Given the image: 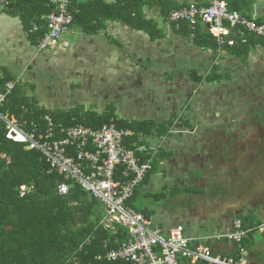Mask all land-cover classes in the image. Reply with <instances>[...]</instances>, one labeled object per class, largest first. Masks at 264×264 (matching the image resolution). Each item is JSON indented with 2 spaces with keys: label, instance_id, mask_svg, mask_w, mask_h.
I'll return each instance as SVG.
<instances>
[{
  "label": "rangeland",
  "instance_id": "rangeland-1",
  "mask_svg": "<svg viewBox=\"0 0 264 264\" xmlns=\"http://www.w3.org/2000/svg\"><path fill=\"white\" fill-rule=\"evenodd\" d=\"M150 14L159 19L158 13ZM126 31L109 35L124 47L111 45L107 58L106 49H97L92 39L78 31L66 35L75 43L64 50L54 47L39 52L18 45L19 51L12 50V57L21 56L22 63L6 61V50L0 48L4 58L0 65L6 64L4 68L12 74L22 73L17 82L24 85L26 95L46 108L83 106L101 113L114 103L118 114L131 120L148 117L163 121L179 115L190 121L194 128L178 130L172 137L162 138L163 144H155L157 152L163 147L173 155L157 163L158 172L134 203L139 210H154L164 222L167 212H175V205L179 208V200L175 205L172 202L177 195L169 194L170 187L174 189L178 183L180 189H201L202 194L189 199L180 210L185 205L195 210L199 206L195 212L207 218L209 226L213 219L217 224L223 222L218 218L224 213L228 219L236 216L243 206L240 200L250 202L248 213L262 203L256 211L261 208L259 213L264 216V51L258 49L248 60L250 64H244L225 52L215 57L201 51L192 40L174 36L152 44L148 35L129 28ZM133 35L146 40L135 42ZM37 53L46 58L37 59ZM100 59L106 66L110 64L109 70H96ZM214 63L220 65L221 73L231 71V80L199 84L191 79L190 71L206 75ZM146 192H164L166 196L156 199L146 197ZM203 203L207 213L200 207ZM178 217L184 216L178 213ZM212 229L222 232L224 226L207 228L204 233L210 234Z\"/></svg>",
  "mask_w": 264,
  "mask_h": 264
},
{
  "label": "trees",
  "instance_id": "trees-1",
  "mask_svg": "<svg viewBox=\"0 0 264 264\" xmlns=\"http://www.w3.org/2000/svg\"><path fill=\"white\" fill-rule=\"evenodd\" d=\"M226 1L230 11L239 12L252 19L246 14V8L252 4L251 0ZM186 6L189 5L180 4L176 0H75L70 6L74 17L71 28L86 36H99L108 30V23L112 22L144 33L152 42H156L164 39L165 33L158 21L149 17L150 12L158 10L163 23L169 24L171 13ZM2 11L19 18L29 42L38 47L39 40L47 31L43 18L52 12L49 0H15ZM256 22L259 25L264 24V17L256 19ZM169 25L177 35L192 40L200 50L211 52L215 57L225 52L224 55L249 64L251 52L258 48L264 49V37H257L245 29L241 30L242 35L235 31L226 36L227 41H237L235 46L226 45L219 50L217 38L202 21L197 23L195 29L187 22H182L179 29L175 23ZM35 26L39 27L37 31H34ZM106 36L111 45L118 49L124 47L108 34ZM220 70V65L214 63L206 75L192 70L190 77L199 84H220L224 79L231 80L230 73H221ZM17 78L7 68L0 66V94L6 92L8 83L15 84L2 112L9 119L16 118L20 127L34 134L42 144L46 141H41L40 136L49 132L47 116L55 125L49 139L51 142L64 137L62 128L75 126L98 130L105 125H114L118 130H130L133 135L125 141L130 147L132 143L147 146V139L150 137L170 138L175 131L194 128L189 120L179 115L163 121L148 117L141 120L124 118L118 114L114 103L107 105L101 113L86 110L83 106L70 109L46 108L34 97L26 95L24 85L17 82ZM172 155V152L164 148L159 149L152 171L136 188L134 197L128 201L129 206L149 220H152L154 211L147 208L139 210L134 203L158 172V164ZM139 156L145 160L148 158L143 154ZM62 183L69 185L68 195L62 196L58 193V186ZM35 186L38 187L37 191L31 192ZM24 188L29 190L21 196ZM185 192L198 194L202 191L177 188L170 189L169 194L174 197ZM145 196L157 199L164 198L166 193H145ZM105 213L104 207L81 187L73 181H66L53 170L41 151L30 150L28 144L9 139L7 123L0 119V264H126L97 259L129 238L125 228L119 227L116 232H111L102 227ZM238 219L242 221L244 229L250 230L249 237L262 224L252 214L239 216ZM248 241L246 238L243 245L247 247Z\"/></svg>",
  "mask_w": 264,
  "mask_h": 264
},
{
  "label": "built area",
  "instance_id": "built-area-1",
  "mask_svg": "<svg viewBox=\"0 0 264 264\" xmlns=\"http://www.w3.org/2000/svg\"><path fill=\"white\" fill-rule=\"evenodd\" d=\"M14 1L0 0V7L8 8ZM73 1L49 0L52 12L43 18L47 31L39 40L41 51L57 45L64 35L74 30L71 28L74 17L70 10ZM199 21L217 38L219 50L226 45L233 47L237 44L235 39L226 40V36L235 31L241 33L245 29L257 37H264V24L259 25L254 18L248 19L239 12L230 11L226 0H209L207 5L192 4L172 12L169 18V24H177V29L182 22L190 23L195 29ZM38 29V26L34 27V31ZM5 89L6 92L0 94V119L7 123L8 138L28 144L30 150L41 151L53 170L100 203L106 211L101 222L105 230L116 232L121 227L128 231V240L98 256V260L126 264H180L181 259L204 264H252L243 245L249 233L239 219L234 221L232 232L226 235V239L237 244L238 252L222 256L215 254L210 247L214 237L188 238L180 225L165 232L128 205L136 188L152 171L157 149L138 143L128 146L125 141L133 132L118 130L114 125H105L98 130L83 126L62 128L64 137L51 142L49 139L55 125L48 116L49 132L40 136L41 141H46L42 144L34 134L24 131L16 118L9 119L3 114L2 107L15 84L8 83ZM138 154L148 158L145 160ZM27 190L24 188L21 196ZM69 191L66 183L58 186V193L62 196L68 195Z\"/></svg>",
  "mask_w": 264,
  "mask_h": 264
},
{
  "label": "crops",
  "instance_id": "crops-1",
  "mask_svg": "<svg viewBox=\"0 0 264 264\" xmlns=\"http://www.w3.org/2000/svg\"><path fill=\"white\" fill-rule=\"evenodd\" d=\"M111 1V0H108ZM178 1L180 4H188V5H192V4H198V5H206L208 4L209 0H176ZM251 5L250 7L246 8V14L249 15L250 17L254 18V19H258V18H262L264 17V0H251ZM154 15L157 14V16L159 15V19L154 18L153 14L150 15L149 17H153L155 20L158 21V23L161 26V23H163V21H161V17L159 14L158 10H153ZM148 13V12H147ZM161 18V19H160ZM164 33H165V38L159 41H164L165 39L168 40H172L170 38H173L174 36H176V38H183L182 36L177 35L173 30L170 29V25L168 23H163L162 24V28H161ZM208 29V28H207ZM79 30H73L70 33L66 34V35H70V36H74L76 34V32H78ZM121 31H123L125 34L126 28L123 27L122 25L118 24V23H112L109 22L108 23V30L105 31L102 35L99 36H86L83 33H80L90 39H92V43L93 45H97V49L99 50H104L106 49V58H107V54L109 53V56L112 53L111 50V44L109 41H105L108 35H112L116 36L114 33L117 34H122ZM114 32V33H113ZM132 35V33H130ZM143 34V33H142ZM64 35V37L59 41V43L53 47H51L50 49L54 48V47H61L63 50L65 48H68V46L75 42L71 41L70 36L69 39H67L68 37ZM66 36V37H65ZM80 38H82L80 36ZM142 38H145V36L143 37L142 35H133V39L135 40V42L138 39L143 40ZM150 39V38H149ZM146 40V38H145ZM187 40V39H186ZM151 41V40H150ZM189 41V40H188ZM191 41V40H190ZM96 42V43H94ZM98 43V44H97ZM122 43V42H121ZM143 43V42H142ZM144 43L146 44V42L144 41ZM151 43L153 44L154 42L151 41ZM193 43V42H192ZM123 44V43H122ZM18 45H20L22 47V49H28V47L30 46L31 48H36L37 51L39 52H44L41 51L39 49V47H34L31 45V43L29 42L28 38H27V33L23 30L22 27V23L21 20L19 18L16 17H11L5 13H3V11L0 9V48H5L6 50V61H18V62H23L22 61V57H12V55H14V52L12 50L15 51H19L18 49ZM124 45V44H123ZM65 47V48H64ZM49 49V50H50ZM95 48L92 49L91 51V55L93 54V51ZM259 50L262 48H258ZM253 50L251 52V55L253 53L259 52V50ZM98 50V51H99ZM200 50V49H199ZM264 51V49H262ZM47 51V50H46ZM203 51V50H201ZM206 53H210L206 51ZM37 59L43 58L45 59L46 56L42 55V54H38L37 53ZM12 58L13 60H11L10 58ZM118 56H115V58ZM236 59V58H233ZM1 60L4 61V58L0 52V63ZM105 60V58H104ZM104 60H99L98 61V68L96 70H109V65L106 66V63ZM92 62V61H91ZM250 64V63H249ZM6 64H4L3 66L0 65L1 67H5ZM94 66V65H93ZM8 68V67H7ZM32 68V66H30L28 68V70H30ZM222 69V68H221ZM10 71V70H9ZM223 73H230V75L232 76V72L230 71H225ZM16 77L22 76V73H17L14 74ZM228 79H224L221 83L225 82ZM220 83V84H221ZM176 132V131H175ZM174 132V134H175ZM173 134V135H174ZM168 140H166L167 142ZM159 142H164V140L159 137H150L147 139V146L149 148H153L155 149V144H159ZM165 142V143H166ZM164 143V144H165ZM163 144V143H162ZM164 146V145H163ZM163 148V147H161ZM165 149V148H164ZM167 149V148H166ZM165 149V150H166ZM172 151H174L173 149H171ZM166 162V160H165ZM180 185L178 183H175L174 185V189L180 188ZM191 189H194L193 187H190ZM170 189H172V187H170ZM148 193V192H146ZM202 193H198V194H193V193H181L179 195H177V197L175 199H172L173 204L175 205L174 201H177L178 207L176 208V205L174 206L175 208V212H167L166 214H168L169 216L164 218V222H167V225L164 224L163 222V217H159L157 216V212H155L154 210V215L152 216V222L157 225L160 226L161 228L164 229L165 232L170 231L171 229L175 228L176 226H183L185 229V236H187L188 238H192V239H201V238H205V237H214L213 240L210 241V247L212 248L213 252L215 254H219V255H232V254H236L238 252V246L236 243L232 242L230 239H226V235H229L233 228H232V223L238 219L239 216H245V215H255L257 217H255L256 219H260L261 221V226L257 229V231L253 234L252 237H247L248 238V245L247 247L245 246L246 250H247V254H248V260L252 263V264H264V216H262V214L260 215L259 211L261 208H259L256 211V208L260 205H262V203L260 205H258L257 207H253L251 209V211L248 213V204L250 202H244L242 200L238 201L240 203L241 206L239 211L237 212V215L232 217L231 219L228 217H225V213L222 215V217H219L218 219L220 220H224L223 222H220L219 224L216 223V221L213 219L214 222H212L211 226H209V221L204 218L199 217V213L195 212L198 211V207H196L197 209L195 210V208L190 209V207L188 208L187 205H185L181 210L180 207L184 204V203H188L189 199H193L194 196L196 195H201ZM237 202V201H236ZM251 205V204H250ZM201 209H205L204 212L207 213V206L203 203L202 205H200ZM261 207V206H260ZM171 211V210H170ZM210 212V211H209ZM238 212H242V213H238ZM247 212V213H246ZM262 212V211H261ZM178 213H182V219L178 217ZM263 213V212H262ZM202 214V213H200ZM210 214V213H209ZM212 215L215 214V212L212 211L211 213ZM214 218V216L212 217ZM223 218V219H221ZM187 219V220H185ZM156 223H155V222ZM201 224H198L200 223ZM197 225V226H196ZM224 226V230L221 232L218 230V232H216V230H213V232H211L210 234H206L204 233V230L207 228H215V226ZM191 227V228H190ZM248 233L250 232V230H247ZM220 238V239H219ZM180 264H204V263H190L188 261L185 260H180Z\"/></svg>",
  "mask_w": 264,
  "mask_h": 264
},
{
  "label": "water",
  "instance_id": "water-1",
  "mask_svg": "<svg viewBox=\"0 0 264 264\" xmlns=\"http://www.w3.org/2000/svg\"><path fill=\"white\" fill-rule=\"evenodd\" d=\"M37 189H38V187L35 186V187H33V189H31V192L37 191Z\"/></svg>",
  "mask_w": 264,
  "mask_h": 264
}]
</instances>
